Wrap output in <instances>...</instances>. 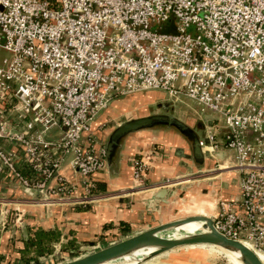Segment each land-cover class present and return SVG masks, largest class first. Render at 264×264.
I'll return each instance as SVG.
<instances>
[{
  "label": "built area",
  "instance_id": "built-area-1",
  "mask_svg": "<svg viewBox=\"0 0 264 264\" xmlns=\"http://www.w3.org/2000/svg\"><path fill=\"white\" fill-rule=\"evenodd\" d=\"M0 49V170L60 201L75 191L56 176L71 156L86 203L107 167L93 123L114 100H194L225 119L206 149L233 151L222 167L240 177L215 227L264 263V0H0ZM147 168L136 159L134 178Z\"/></svg>",
  "mask_w": 264,
  "mask_h": 264
},
{
  "label": "crops",
  "instance_id": "crops-1",
  "mask_svg": "<svg viewBox=\"0 0 264 264\" xmlns=\"http://www.w3.org/2000/svg\"><path fill=\"white\" fill-rule=\"evenodd\" d=\"M154 92L160 91L138 92L114 100L93 123L91 132L97 144L106 147L110 133L124 119L150 113L149 105L162 100L153 96ZM179 148L189 152L188 142L173 129L131 133L124 140L117 161L97 174L99 192L94 190V198L86 203H82L84 181L73 168L71 157L64 161L60 174L74 184L75 191L60 201L46 200L40 193H26L20 181L0 170V264H24L21 250L28 234L38 228L62 231V242L56 245L55 252L73 238L79 249L92 242L107 246L162 223L168 220L166 217L173 218L172 208L181 200L188 203L181 207L182 213L213 215L220 199L230 200L239 194L236 171L227 169L211 177L197 178L200 172L218 170V164L207 158L205 166L199 168L193 160L177 155ZM228 156L226 152L225 159H219L223 165L232 163L225 162ZM142 157L148 168L144 178L136 180L134 161ZM23 164L19 166L29 173L28 165ZM166 179L173 183L164 184ZM188 181L194 182V187L183 190ZM200 186V192H196ZM162 187L173 190L167 203L154 197ZM193 195L210 202H193ZM42 257L31 264H42Z\"/></svg>",
  "mask_w": 264,
  "mask_h": 264
},
{
  "label": "water",
  "instance_id": "water-1",
  "mask_svg": "<svg viewBox=\"0 0 264 264\" xmlns=\"http://www.w3.org/2000/svg\"><path fill=\"white\" fill-rule=\"evenodd\" d=\"M164 94V100L162 99L157 102L156 112L151 111L146 115L124 119L114 127L105 147L107 167L112 166L117 161L126 137L131 133L142 130L173 129L177 131L189 144L188 153L185 151V148H179L177 155L193 160L199 168L205 166L207 158H213L206 149L210 144L208 134L206 133L205 139L202 141L198 129L208 128V132L210 130L214 131L212 127L215 122L224 125L225 119L211 112L204 111L203 105L190 100L200 107L201 117L196 123L183 120L175 114L171 104L185 103L186 99L182 97L180 99H173L166 93ZM216 156L219 159H225L226 152H216ZM59 174L60 172L57 171L56 176ZM237 181H240L239 176L237 177ZM21 187L32 196L40 193L46 200L50 199L47 193L48 186L41 190L27 187L24 184H21ZM190 187H194V184L188 182L182 188L183 190H187ZM172 192L173 190L170 188L162 187L156 191L154 197L160 198L167 203ZM1 217L3 219L4 213L1 214ZM166 219L168 220L105 247L98 248L96 245H84L82 249L87 251L86 254L62 264H125L127 263L125 258H130L128 261L135 259V264H143L160 254L189 245H213L228 254L236 255L242 264H264L256 252L245 243L221 233L215 227L214 219L210 215L191 214L171 219L166 217ZM192 222L201 223V228L193 233L178 231V228ZM146 249H150L149 253L143 254L142 250ZM46 260L47 257H42V264L46 263Z\"/></svg>",
  "mask_w": 264,
  "mask_h": 264
},
{
  "label": "rangeland",
  "instance_id": "rangeland-1",
  "mask_svg": "<svg viewBox=\"0 0 264 264\" xmlns=\"http://www.w3.org/2000/svg\"><path fill=\"white\" fill-rule=\"evenodd\" d=\"M7 56H9L8 52L3 50V49H0V64L3 62V59ZM153 94H154L153 96L158 97L157 99H163L164 100V97L161 96L160 92H158V93L154 92ZM157 102L149 105V108L152 111L157 110ZM171 107L174 108L175 114L177 116H179L180 118H182L183 120H189L191 122L196 123V121H198L201 117L200 107H198L195 103H193L192 101H190L188 99H186L185 103H173V104H171ZM222 125H223L222 123L216 122L214 124V126L212 127V129L216 133L222 132V130L220 129V126H222ZM198 133H199L202 141H204L206 133L208 134V128L198 129ZM226 152L229 153V158H227L225 160V162L231 163V161H232L231 157L234 155V152L231 150H227ZM70 157L71 156H69L67 159L69 160ZM211 159L215 160V165H217V164L223 165L224 164L223 161L216 160V158H211ZM225 170H227V169H224L221 166V168L219 167L218 170H216V171L200 172L196 176H197V178L211 177V176H214V175H216L222 171H225ZM214 179L217 180V178H214ZM188 182H190V181H188ZM236 182L237 181H235V183ZM192 183L195 185L194 182H192ZM200 190H201V186L196 188V192H198V191L200 192ZM201 193H202V191H201ZM191 199L193 202H202V201L203 202H210L208 200H205V201L203 200L206 198H202V197L200 198V197L194 196V195L191 197ZM187 204L188 203L182 204V202H179L175 206L174 210H172L173 218H179V217H183L186 215H190V214H185V213L181 212V207L183 205H187ZM209 215L211 216L212 214L209 213ZM88 245H96V246H98V248L105 246L104 244L99 245L98 242H92V243H89ZM86 253H87V251L83 250L82 248H80L79 251H76L75 253H72V254L69 252H64L60 249V251L57 250L56 252L51 254V256H48L46 263H48V264H62V263H65L67 261L72 260L73 258L83 256ZM143 264H235V263L231 261L228 253H226L225 251H223V250H221L218 247H215L213 245H189V246H182V247L173 249L169 252H165L163 254H160V255L146 261Z\"/></svg>",
  "mask_w": 264,
  "mask_h": 264
},
{
  "label": "trees",
  "instance_id": "trees-1",
  "mask_svg": "<svg viewBox=\"0 0 264 264\" xmlns=\"http://www.w3.org/2000/svg\"><path fill=\"white\" fill-rule=\"evenodd\" d=\"M100 184L96 182L94 192H99ZM63 233L60 229L38 228L33 230L25 241V247L21 250L24 264H31L32 261L39 262L40 257L50 256L55 252L56 245L62 242ZM80 245L76 239H69L62 244L64 252L75 253Z\"/></svg>",
  "mask_w": 264,
  "mask_h": 264
},
{
  "label": "bare ground",
  "instance_id": "bare-ground-1",
  "mask_svg": "<svg viewBox=\"0 0 264 264\" xmlns=\"http://www.w3.org/2000/svg\"><path fill=\"white\" fill-rule=\"evenodd\" d=\"M224 167H227L226 165H224ZM180 202H184V200H181ZM186 203V202H184ZM178 204V202L175 203V206ZM174 206V208H175ZM174 208H172V210H174ZM212 210V209H211ZM196 212V211H195ZM198 213V212H197ZM194 214V213H192ZM191 215V214H190ZM202 215H205V214H202ZM207 215V214H206ZM187 216V215H186ZM209 216V215H208ZM201 228V223L199 222H192V223H188L180 228H178L179 230L178 231H184V232H189V233H193V232H196L198 231L199 229ZM143 254H147L149 253L150 249H146V250H142ZM230 256V259L232 262H234L235 264H242L236 255H232V254H228ZM130 258H125V260L127 261V263L125 264H135V259L133 261H128Z\"/></svg>",
  "mask_w": 264,
  "mask_h": 264
}]
</instances>
